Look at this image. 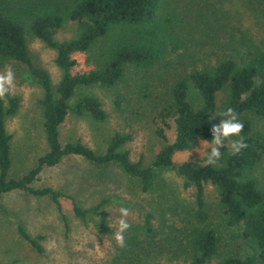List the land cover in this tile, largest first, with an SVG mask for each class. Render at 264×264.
Returning <instances> with one entry per match:
<instances>
[{
  "label": "trees",
  "instance_id": "1",
  "mask_svg": "<svg viewBox=\"0 0 264 264\" xmlns=\"http://www.w3.org/2000/svg\"><path fill=\"white\" fill-rule=\"evenodd\" d=\"M202 4L187 23L180 0H0V67L23 64L35 79L46 145L34 166L12 179L5 119L16 113L19 99L9 95L0 101V197L12 191L48 197L58 211L59 198L66 197L73 215L85 223L101 214L105 200L83 209L50 187H31L43 168L72 155L97 166L112 164L143 193L154 189L156 170H171L185 188H193L192 201L159 206L157 214L144 212L124 233V247L115 248L111 264H264V0ZM67 22L74 24V34L57 40ZM193 29L196 42L188 35ZM26 36L54 51L56 85L32 63ZM76 54L83 55L79 70ZM92 88L107 93L112 113L124 124L149 118L152 135L164 143L150 165L130 158L124 147L130 135L119 130L102 137L98 150L78 140L60 141L59 126L67 116L92 128L108 121ZM191 89L196 102L189 100ZM228 107L243 123L248 147L231 155L225 141L216 166L204 163L209 147L199 160L175 163V153L211 141V128ZM248 116L256 117L257 128ZM165 129H173L172 142ZM205 185L214 192L212 206L223 234L210 223ZM167 210L173 221H167ZM11 224L19 240L45 256L43 236L30 235L18 219ZM235 242L244 248L242 255L233 250Z\"/></svg>",
  "mask_w": 264,
  "mask_h": 264
},
{
  "label": "rangeland",
  "instance_id": "2",
  "mask_svg": "<svg viewBox=\"0 0 264 264\" xmlns=\"http://www.w3.org/2000/svg\"><path fill=\"white\" fill-rule=\"evenodd\" d=\"M180 3L186 13L187 23L192 22L197 17L196 12L204 7L202 0H180ZM74 30V24L67 22L55 34V38L68 39L74 34ZM188 35L197 41L196 30L189 31ZM26 43L32 63L44 68L50 75L52 84L56 85L59 72L53 63L54 51L31 36H26ZM174 55L171 54V58ZM74 58L78 62L75 70H79L83 67V55L76 54ZM7 65H11L15 73V90L11 95L19 99L16 113L5 119V129L11 139L9 176L16 179L34 166L36 159L45 152L46 145L37 105L41 91L25 65L5 64L0 67V72ZM129 83L131 90L134 89L133 81ZM155 90L163 92L162 89ZM90 92L101 102L108 114V121L92 128L85 120L67 116L59 126L60 141L64 143L78 140L88 148L98 150L102 146V137L119 130L130 135L124 146L129 151L130 158L134 161L141 158L145 166L150 165L153 155L164 143L152 135L149 118L145 116L126 125L112 113L108 95L103 89L92 88ZM189 100L196 102L192 89ZM248 118L252 127L257 128L259 122L256 117ZM165 135L168 142L173 141V129H165ZM208 147V144L197 141L189 151L175 153L172 160L175 163L199 160L205 156ZM31 187H50L73 198L83 209L100 200H105V204L100 215L90 216L82 223L73 215L69 198H59L58 211L48 197H35L23 191L3 194L0 197V264H111L117 247L114 234L118 228L120 206L129 208L127 221L132 224L137 223L144 212L157 214L159 206L167 204L168 208L173 204L191 202L193 193V188H185L182 178L171 170H156L154 189L143 193L115 165L97 166L74 155L62 158L55 166L43 168ZM204 189L206 201L211 207L210 223L217 233L223 234L220 218L212 206L215 202L214 192L209 185H205ZM2 210L5 215L1 214ZM168 214L169 210L167 221H173ZM15 219L23 223L30 235L43 236L41 245L45 256L37 255L17 238L11 224ZM233 250L240 255L245 252L237 242L233 245Z\"/></svg>",
  "mask_w": 264,
  "mask_h": 264
},
{
  "label": "clouds",
  "instance_id": "3",
  "mask_svg": "<svg viewBox=\"0 0 264 264\" xmlns=\"http://www.w3.org/2000/svg\"><path fill=\"white\" fill-rule=\"evenodd\" d=\"M14 90L15 73L12 66L7 65L4 71L0 72V101H6L7 97L14 93ZM222 116L223 119L211 128V141H203L209 146V152L204 162L206 166L217 165L222 156L220 148L225 146V141H229L228 150L231 155H239L242 150L248 147L245 138L241 135L244 125L235 110L232 107H228L222 113ZM233 137H236V139H232ZM118 211L120 218L118 220V228L114 234V240L117 246L124 247V233L131 227L127 221L130 210L127 207L120 206Z\"/></svg>",
  "mask_w": 264,
  "mask_h": 264
}]
</instances>
